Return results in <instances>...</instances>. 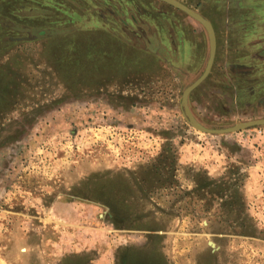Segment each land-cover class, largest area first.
Listing matches in <instances>:
<instances>
[{"label": "rangeland", "instance_id": "374dc122", "mask_svg": "<svg viewBox=\"0 0 264 264\" xmlns=\"http://www.w3.org/2000/svg\"><path fill=\"white\" fill-rule=\"evenodd\" d=\"M178 1L217 42L192 118H264V0ZM211 45L161 0H0V264H264V125L182 114Z\"/></svg>", "mask_w": 264, "mask_h": 264}, {"label": "water", "instance_id": "95a60500", "mask_svg": "<svg viewBox=\"0 0 264 264\" xmlns=\"http://www.w3.org/2000/svg\"><path fill=\"white\" fill-rule=\"evenodd\" d=\"M161 1L166 2L174 7H177L178 9L186 12L192 18L202 23L209 30L210 36H211V41H212L211 51H210V56H209L204 72L201 74L200 77H198L191 84H189L182 93L181 109H182V114L185 120L188 122V124L194 127L195 129L203 133H207V134H226V133L236 132L241 129L252 127V126L264 125V118H257V119H251V120L244 121L234 126L223 127V128H210V127H206L204 125L199 124L192 118V116L190 115L188 111L187 99L190 93L194 89H196L208 77V75L211 72V69L215 61L216 50H217L216 34H215L214 28L212 27L211 23L206 18H204L202 15H200L199 13L191 9L189 6H187L186 4L178 0H161ZM210 244L212 245L213 243L210 242Z\"/></svg>", "mask_w": 264, "mask_h": 264}]
</instances>
